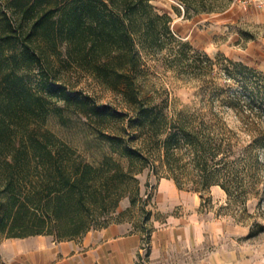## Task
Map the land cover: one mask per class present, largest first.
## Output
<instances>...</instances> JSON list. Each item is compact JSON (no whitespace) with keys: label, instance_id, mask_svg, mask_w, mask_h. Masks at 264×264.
Masks as SVG:
<instances>
[{"label":"trees","instance_id":"16d2710c","mask_svg":"<svg viewBox=\"0 0 264 264\" xmlns=\"http://www.w3.org/2000/svg\"><path fill=\"white\" fill-rule=\"evenodd\" d=\"M182 2L187 18L229 5ZM172 21L149 0H0V235L80 238L124 197L136 204V173L157 160L163 177L202 196L219 185L244 202L256 189L264 167V74L222 55L212 59L178 36ZM61 47L60 66L89 74L129 111L113 112L57 85ZM150 57L179 75L210 79L202 98L211 108L170 111L168 96L149 95ZM222 75L243 91L219 87ZM222 108L235 111L239 130ZM51 115L63 125L73 115L85 118L109 150L90 160L47 126Z\"/></svg>","mask_w":264,"mask_h":264},{"label":"rangeland","instance_id":"374dc122","mask_svg":"<svg viewBox=\"0 0 264 264\" xmlns=\"http://www.w3.org/2000/svg\"><path fill=\"white\" fill-rule=\"evenodd\" d=\"M160 12H166L173 18L172 27L176 34L184 40L190 41L196 49L207 53L212 59L222 55L236 61H242L264 74V8L257 7L253 1L229 0V5L222 11L203 12L191 18L184 16L185 5L182 0H149ZM255 5L253 9L251 6ZM60 57L54 58L57 67V85L63 86L71 94H80L100 107L107 106L113 112L124 114L129 108L109 89L99 84L92 76L71 67L60 66L59 59H64V49L60 48ZM160 57V56H159ZM159 57L147 58L150 73L145 80L144 89L157 100L169 97V107L172 110H209L202 94L211 88V80L202 82L200 79L179 75L166 67ZM215 68L217 66L215 65ZM219 87L225 90L243 91L238 82L222 77L215 79ZM214 109H220L214 105ZM223 109L229 125L239 130L240 121L235 111ZM132 113L128 115L129 120ZM72 120L63 125L56 115L48 118L47 126L57 135L69 141L84 152L90 160H99L109 150L107 142L96 134L92 127L81 116H72ZM131 139H135L132 129L128 130ZM137 143V142H136ZM133 142L134 145H137ZM264 162V155L262 156ZM124 165L125 159L121 160ZM165 169L159 160L149 162L136 173L139 189L136 204L131 205L130 197H124L116 210L97 216L96 228H101L115 222L135 221L139 227L152 229L151 218L163 219L167 211H161L156 201V193ZM174 181V179L169 178ZM260 181L256 189L248 192L243 202L236 198H229L226 191L219 185H213L203 196L195 191L200 198L198 210L209 220L221 221L233 227H243L248 230L247 235L230 234L220 239L216 246L235 245L247 246L249 255L261 251L264 253V167L260 171ZM175 182V181H174ZM176 184V183H175ZM154 188L152 197L145 195L150 187ZM177 185V184H176ZM180 189V188H179ZM182 206H177V208ZM179 208V210H181ZM252 232V235L250 233ZM54 239L56 238L54 235ZM7 237L0 235V246Z\"/></svg>","mask_w":264,"mask_h":264},{"label":"crops","instance_id":"0c3cea01","mask_svg":"<svg viewBox=\"0 0 264 264\" xmlns=\"http://www.w3.org/2000/svg\"><path fill=\"white\" fill-rule=\"evenodd\" d=\"M156 201L168 213L163 219L151 218L152 264H264V253L249 255L247 246L235 245L234 240L232 245H215L230 234L247 235L248 230L205 218L196 193L161 178ZM143 237L141 227L130 220L91 229L71 240L45 234L6 238L0 246V264H138Z\"/></svg>","mask_w":264,"mask_h":264},{"label":"built area","instance_id":"2783aa9c","mask_svg":"<svg viewBox=\"0 0 264 264\" xmlns=\"http://www.w3.org/2000/svg\"><path fill=\"white\" fill-rule=\"evenodd\" d=\"M253 1L254 4L259 8H264V0H246V2ZM154 193V188L150 185L146 197H152ZM151 233L144 232V237L142 240V244L138 251V264H152L150 251H151V242H150Z\"/></svg>","mask_w":264,"mask_h":264}]
</instances>
